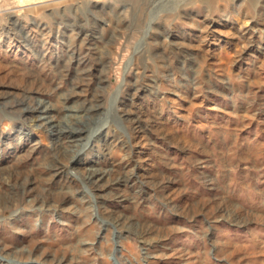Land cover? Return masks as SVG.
I'll use <instances>...</instances> for the list:
<instances>
[{"label": "rangeland", "instance_id": "rangeland-1", "mask_svg": "<svg viewBox=\"0 0 264 264\" xmlns=\"http://www.w3.org/2000/svg\"><path fill=\"white\" fill-rule=\"evenodd\" d=\"M0 111V264H264V0H0Z\"/></svg>", "mask_w": 264, "mask_h": 264}, {"label": "bare ground", "instance_id": "bare-ground-1", "mask_svg": "<svg viewBox=\"0 0 264 264\" xmlns=\"http://www.w3.org/2000/svg\"><path fill=\"white\" fill-rule=\"evenodd\" d=\"M258 4H256V6H257ZM18 20H16V22H17ZM73 55H74V53H72ZM60 77L63 79V76H61L60 75ZM44 101L43 100H37V102H36V104H33V105H28V106H26L27 108H26V110L27 111H29L30 113H28V115H31L32 116V118L33 117H39V118H49V113H50V109H51V107L52 106H50V105H47V104H45V103H43ZM22 105V104H21ZM18 106H19V104H18ZM53 108V107H52ZM19 111V110H18ZM1 112V111H0ZM3 112H5L6 114L7 113H9V112H11V111H7V110H4ZM47 121H49V120H47ZM50 125H51V123H50ZM129 128L130 129H134L135 127H130L129 126ZM73 130V129H72ZM67 131V130H66ZM112 131H113V128H112V126L110 125V123H105L104 125H103V127H102V130H101V132H100V134L95 138V140L94 141H96V142H99L100 143V141L102 140V138H104L106 141H108L109 140V142L110 141H112V142H114V144H118V145H120V147H123L124 148V145H125V142H123V141H121V140H119L120 139V137H116L115 139L113 138L112 140H110L111 139V134H112ZM68 132V131H67ZM71 132V138H73V139H76L77 138V136L78 135H80V133H75L74 131H70ZM65 133V132H64ZM61 134V133H60ZM131 137H132V134H131ZM94 144H95V142H94ZM63 154V153H62ZM62 156V155H61ZM63 161V160H62ZM64 161H66V160H64ZM56 163V162H55ZM65 164V163H64ZM59 165V164H58ZM67 165V163L65 164V165H61V166H56V164H54V166L57 168V169H62L63 167H65ZM52 167V166H51ZM95 173V172H94ZM94 173H90L89 174V178H87V180L89 181V182H91L92 180H94V178H95V174ZM86 175H84V177H85ZM87 177V176H86ZM96 181V180H95ZM92 183V182H91ZM93 184H94V182H93ZM24 187H25V185H24ZM144 233V232H143Z\"/></svg>", "mask_w": 264, "mask_h": 264}]
</instances>
